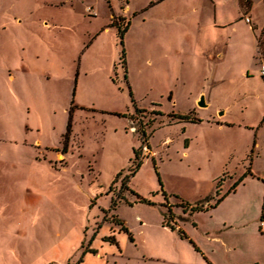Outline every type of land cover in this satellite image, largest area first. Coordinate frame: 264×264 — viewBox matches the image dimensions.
I'll list each match as a JSON object with an SVG mask.
<instances>
[{
	"label": "rangeland",
	"instance_id": "374dc122",
	"mask_svg": "<svg viewBox=\"0 0 264 264\" xmlns=\"http://www.w3.org/2000/svg\"><path fill=\"white\" fill-rule=\"evenodd\" d=\"M253 1L248 23L234 0H0V264L191 254L162 224L217 260L264 248Z\"/></svg>",
	"mask_w": 264,
	"mask_h": 264
},
{
	"label": "crops",
	"instance_id": "0c3cea01",
	"mask_svg": "<svg viewBox=\"0 0 264 264\" xmlns=\"http://www.w3.org/2000/svg\"><path fill=\"white\" fill-rule=\"evenodd\" d=\"M215 2L216 0H212ZM241 1L247 2V9L245 11L246 17L252 15V7H253V0H234V3L238 6L240 10H243L241 5ZM264 3V2H263ZM245 17V18H246ZM249 19L251 17H248ZM251 23V19H250ZM256 27V26H255ZM256 43V41H255ZM257 50V46H256ZM263 215V212H262ZM263 218V217H262ZM261 222H263L261 220ZM166 232L170 231L167 227L161 226ZM177 229H181L180 227H175V230H171L170 232H176ZM257 239L260 237H264V223L258 227V230H255L254 233ZM183 239V238H180ZM187 241L191 240L189 237L185 239ZM190 242V241H189ZM194 243V242H193ZM192 244V243H190ZM196 248L192 245V249L190 251L191 254L188 253H173L166 250H158L148 259L159 260L165 264H264V248L259 249L256 247V250L251 246V244L246 242L239 241L236 244H229L224 246L226 254L221 257V259L217 260L211 254H207L206 251L200 250L199 247L194 243Z\"/></svg>",
	"mask_w": 264,
	"mask_h": 264
},
{
	"label": "trees",
	"instance_id": "16d2710c",
	"mask_svg": "<svg viewBox=\"0 0 264 264\" xmlns=\"http://www.w3.org/2000/svg\"><path fill=\"white\" fill-rule=\"evenodd\" d=\"M241 5H242V1H241ZM127 31V28H121V27H118V35L120 36V38L122 39L123 38V35H124V33ZM263 43H262V41H259L258 40V46H257V49H258V47H261V45H262ZM177 118L178 119H181V120H184V121H189V122H193V120L190 118V117H188V116H183V115H179V116H177ZM137 155L138 154H136L135 153V159H137ZM140 162H137L136 163V168H138L139 167V164ZM135 168V169H136ZM247 174H251V172L250 171H246V172H244L241 176H240V178L238 179V180H236L234 183H233V185H232V188H231V190H233L237 185H238V183H240L241 181H242V179L247 175ZM229 192H230V190L229 191H227L225 194H223L222 196H220L218 199H217V201H216V203L215 204H217L219 201H221L227 194H229ZM263 204H264V196H263ZM193 208V210H207L208 209V206H206V207H203L202 205H197V206H195V207H192ZM263 210H264V207H263ZM263 216V215H262ZM262 216H261V219H262ZM163 226H166V227H168V228H170L172 231L173 230H175V227L174 226H172V225H166V224H162ZM122 230H125V231H127V229H126V227H124V225H122ZM177 233H178V235H179V237L180 238H183V239H187L188 237L186 236V234L181 230V229H178L177 230ZM190 241V243H192V245L195 247V249L196 250H198L197 248H196V246L194 245V243H193V241L192 240H189ZM109 242L110 243H114V244H116L117 243V241H116V239L114 238V237H110L109 238ZM131 242H132V239H131Z\"/></svg>",
	"mask_w": 264,
	"mask_h": 264
},
{
	"label": "built area",
	"instance_id": "2783aa9c",
	"mask_svg": "<svg viewBox=\"0 0 264 264\" xmlns=\"http://www.w3.org/2000/svg\"><path fill=\"white\" fill-rule=\"evenodd\" d=\"M246 22L250 23V19L248 17L245 18ZM259 74L260 76L264 77V62L260 63L259 65ZM263 222H261L262 224Z\"/></svg>",
	"mask_w": 264,
	"mask_h": 264
},
{
	"label": "water",
	"instance_id": "95a60500",
	"mask_svg": "<svg viewBox=\"0 0 264 264\" xmlns=\"http://www.w3.org/2000/svg\"><path fill=\"white\" fill-rule=\"evenodd\" d=\"M197 105L200 106V107H205V102H204V97L203 95L200 97V99H198L197 101Z\"/></svg>",
	"mask_w": 264,
	"mask_h": 264
}]
</instances>
